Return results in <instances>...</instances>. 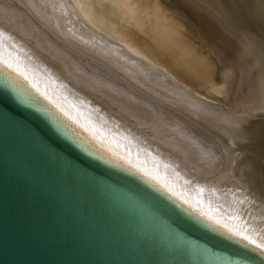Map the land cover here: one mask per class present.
Returning <instances> with one entry per match:
<instances>
[{
  "label": "bare ground",
  "instance_id": "bare-ground-1",
  "mask_svg": "<svg viewBox=\"0 0 264 264\" xmlns=\"http://www.w3.org/2000/svg\"><path fill=\"white\" fill-rule=\"evenodd\" d=\"M133 2L0 0V63L101 155L264 236V0Z\"/></svg>",
  "mask_w": 264,
  "mask_h": 264
},
{
  "label": "water",
  "instance_id": "water-1",
  "mask_svg": "<svg viewBox=\"0 0 264 264\" xmlns=\"http://www.w3.org/2000/svg\"><path fill=\"white\" fill-rule=\"evenodd\" d=\"M24 85L0 67V264H264Z\"/></svg>",
  "mask_w": 264,
  "mask_h": 264
},
{
  "label": "snow or ice",
  "instance_id": "snow-or-ice-1",
  "mask_svg": "<svg viewBox=\"0 0 264 264\" xmlns=\"http://www.w3.org/2000/svg\"><path fill=\"white\" fill-rule=\"evenodd\" d=\"M119 6L128 9L130 12H134L136 9V5L134 4L133 0H118ZM2 35V33H0ZM0 67L9 70L14 71L17 73L19 78H22L26 83H28L29 87L32 88L37 95H39L44 100L48 101L50 105L56 108L58 112H61L67 119L71 120L72 118L68 116L67 113H64L62 108L55 100H53L46 91L41 90L39 87V84L37 82H33L29 79L28 75L25 72H21L19 70V65L16 64L15 66L13 63H10L8 61H4L0 63ZM91 142V141H90ZM140 174L145 176L147 179L156 181V177L152 175L151 173L140 170ZM161 188L170 193L172 196H176L174 190L171 188L165 187L164 185H161ZM181 200V203L187 204L189 208L192 209V211L196 212L198 215L203 216L205 219L208 220V222L215 228L220 229L223 231L229 238L233 239L234 241L243 244L246 247H251L256 252L259 253L260 256L264 257V236H261L259 233H257L254 229H252L249 226H245L242 224H228V223H222L221 219L219 218H211L208 216L207 213L202 212L199 208H197L195 205L189 204L188 201L184 200L183 198L178 197ZM238 217H229L230 220L237 219Z\"/></svg>",
  "mask_w": 264,
  "mask_h": 264
}]
</instances>
